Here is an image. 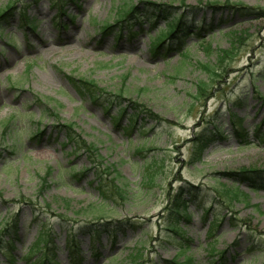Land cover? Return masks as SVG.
<instances>
[{
    "label": "rangeland",
    "instance_id": "obj_1",
    "mask_svg": "<svg viewBox=\"0 0 264 264\" xmlns=\"http://www.w3.org/2000/svg\"><path fill=\"white\" fill-rule=\"evenodd\" d=\"M226 1L241 6L207 7ZM148 4L171 17L152 16ZM10 6L16 10L0 23V264H28L43 229L55 264H73L69 230L81 264H264V189L230 176L251 168L264 176V142L255 134L264 132V0H0V13ZM130 6L141 14L118 24ZM179 16L188 57L153 52L150 28ZM232 49L212 79L204 66ZM70 76L110 94L123 89L129 114L120 126V105L81 100ZM134 104L159 120L142 116L126 131ZM200 135L212 141L197 159ZM113 184L124 198L112 191L104 201L99 185ZM182 188L190 219L177 222L180 238L170 210ZM94 225L102 226L99 237L85 229Z\"/></svg>",
    "mask_w": 264,
    "mask_h": 264
},
{
    "label": "trees",
    "instance_id": "obj_2",
    "mask_svg": "<svg viewBox=\"0 0 264 264\" xmlns=\"http://www.w3.org/2000/svg\"><path fill=\"white\" fill-rule=\"evenodd\" d=\"M148 10H146L145 12H149V14L155 15L156 17H162L164 18L166 21L169 20V17H171V14L169 13L168 10H163L160 7H157L155 4H148ZM239 6H241V4H234V3H230L229 1H226V4L224 7H220V3H209L207 5V7L213 9L215 12H219L220 10L226 8V9H237ZM16 9L14 8V6H10L7 7L4 11H2L0 13V23H4L5 21H8L11 18V15H13L12 12H14ZM119 16H120V20L118 21V24H122L124 23L126 20H132L134 17H137L141 14L140 8L139 7H135V6H130V8H123L120 10ZM26 20V19H25ZM183 20L181 19V17L179 16L178 18H174L172 22H168L166 28H158V26L155 24L153 27H151V30H154L157 33V36L154 37V39L152 40V46H153V52L158 53L162 50H165L166 55L177 52L182 50V54H184L185 57H188V53H187V47H186V40H185V36H187L189 30L188 28H186L183 25ZM28 27V23H23L22 28H27ZM112 26H103V30L106 32L107 30H109ZM114 27V26H113ZM133 27V26H132ZM142 30V29H141ZM128 34H130V36H135L136 32L133 31V28H128ZM211 31H214L213 29ZM123 33V29L119 30V32H117V36L121 35ZM174 41H178L177 45H174L173 42ZM233 54V49L232 50H228V51H221L220 52V56L222 59V62H220L218 65H205L203 70L209 74L212 79H214L215 77H218V67L222 64H224V59H229V56ZM225 55V57H223ZM71 85L73 86V88L76 90L78 96L81 98V100L86 101L91 100V101H95L96 104H99L101 101L106 102L107 105H116L119 104L120 105V110L119 113L117 114L116 118H114L116 124H119L121 121L123 120L124 117H126L129 113H127V108H121V101L123 98V89H119L117 92L110 94L108 93L107 90H102L100 89L97 84L94 81H88L86 79H76L74 77H69L68 78ZM203 83L199 84L202 85ZM200 90V96L203 95V93H205L208 90V85L204 84L202 86L199 87ZM199 96V97H200ZM134 108H135V113L133 115L129 116V120H128V125L126 127V131L132 130L135 128V126L138 123V119L139 117L145 116V117H150L152 119L155 120H159V118L154 115L150 110L148 109H144L141 106L134 104ZM109 109V108H108ZM47 113H50L49 110H46ZM234 118V117H233ZM236 119V118H234ZM243 120L242 119H238L237 120V126L240 127V130H238L237 132L240 133L244 138H245V134H244V130L241 128V125L243 124ZM68 128V140L71 143H74L75 146L77 147V149H81V141H79V137L78 135L74 132V127L73 126H67ZM148 133V130L145 129H140V135H146ZM256 137L258 140H261L262 142H264V132L261 131V126L258 127L255 131ZM205 135V134H204ZM206 136V135H205ZM241 138V141L243 143H247L248 139H244L241 136H239ZM212 141V138H206L202 135H200V137L197 139L196 141V146H197V159L201 158V154L203 153V151L205 149L208 148V146L210 145ZM85 145H87L86 143H84ZM90 147V146H88ZM90 149H93L90 147ZM143 150H140L138 153H142ZM261 171L257 170V169H243L241 172H239V174L235 175V174H230L231 177H238V179H236V181H239V179H241L243 182L242 183H248V186L253 189V190H258V189H264V186L262 185V181H264V176H261ZM148 179L150 181H153V177L152 174H148ZM44 182H46V180H43ZM238 183V182H235ZM239 184V183H238ZM240 185V184H239ZM99 191L100 194L102 196V199L104 201H107L108 199L111 198V196L109 194L112 193V191H114L115 195H118L120 198L122 197V199L124 198V193L123 190L120 189L117 185H112V189H110L108 186H103L99 185ZM189 193V190L186 191L183 188L180 189V192L174 197V201L172 204V208L170 210V215L171 218L175 221L174 224H172L171 226V231L176 234L177 236H179L180 238L183 237V233L178 231V224L177 222L181 221V218H187L188 220L190 219V217L188 216V211H189V205L187 199L185 198V194ZM226 194L229 198L231 199H236L238 197V190H235V192L232 191H226ZM66 204L69 206V202H66ZM215 218L213 219L214 222ZM216 225H219V223L221 222L220 218L217 217L216 219ZM105 226H109V224H106ZM100 227L102 226H98L94 225L93 227H85V229L87 230V233L89 234H94L95 236H100L102 234V231L100 229ZM4 231H7V229ZM68 241L69 243L67 244L69 252H70V256L72 258L73 264H81V261L78 260V256L77 253L79 252V247L78 244L74 242L75 240V235L73 234V230H69L68 233ZM184 241V240H183ZM186 242V241H185ZM187 243V242H186ZM54 244V240L52 238L51 232H49L46 229H43L41 231V233L38 236V239L36 240V242L33 245V248L30 249L29 251V256L26 258V261L28 264H49V263H54V260L56 258L55 253H53V250L51 249V247ZM182 247H184V244L182 245ZM13 251V245H10V250L9 253H11ZM35 254H40V255H44L43 258L40 260V262L36 263V262H32L33 260V256ZM28 255V254H27ZM180 257H184L185 256V251H183L182 253H180L179 255ZM15 258L12 256V261L14 262ZM187 264L191 263V260H185Z\"/></svg>",
    "mask_w": 264,
    "mask_h": 264
},
{
    "label": "bare ground",
    "instance_id": "obj_3",
    "mask_svg": "<svg viewBox=\"0 0 264 264\" xmlns=\"http://www.w3.org/2000/svg\"><path fill=\"white\" fill-rule=\"evenodd\" d=\"M71 38H73V33L69 34V35L66 37L67 40H69V39H71ZM41 43H42L44 46L47 45V42H46V41H42ZM58 43H59V42H57V41H54V42H53L54 45H57ZM62 44H63V43H62Z\"/></svg>",
    "mask_w": 264,
    "mask_h": 264
}]
</instances>
